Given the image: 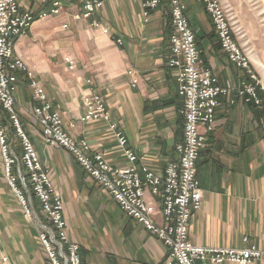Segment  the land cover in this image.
<instances>
[{"label":"crops","instance_id":"crops-1","mask_svg":"<svg viewBox=\"0 0 264 264\" xmlns=\"http://www.w3.org/2000/svg\"><path fill=\"white\" fill-rule=\"evenodd\" d=\"M15 1L21 11L34 15L48 12L52 2ZM82 1L71 0L60 16L36 21L14 41V55L33 72L53 109L61 114L65 133L77 141L85 139L90 155L102 154L112 167L127 165L109 123L81 121L82 97L89 93L87 80L103 98L110 123L126 138L125 149L136 155L137 164L162 174L175 158L174 147L183 134V100L177 94L176 71L166 66L171 29L168 4L161 2L148 23L142 20L139 0L105 2L91 19L73 21L71 15ZM183 2L200 67L210 69L223 87L233 88L247 80L246 73L229 64L220 51L201 0ZM93 20L109 35L92 27ZM65 57L75 62V71L67 70ZM250 59L263 73L259 65L264 56L256 52ZM15 98L23 130L61 197L68 240L79 245L81 264H165L168 250L161 241L123 215L72 155L42 142L26 114L36 102L23 73L17 75ZM229 99L219 98L214 126L200 130L205 144L196 159V178L202 207L190 219L188 237L199 246L237 249L244 247L246 238L261 252L250 264H264V109L240 101L230 105ZM1 116L0 125L15 151L16 138ZM145 200L153 221L162 224L159 200L148 193ZM35 208L39 211L38 202ZM37 234V223L23 217L7 187L0 155V240L12 264H50Z\"/></svg>","mask_w":264,"mask_h":264},{"label":"built area","instance_id":"built-area-1","mask_svg":"<svg viewBox=\"0 0 264 264\" xmlns=\"http://www.w3.org/2000/svg\"><path fill=\"white\" fill-rule=\"evenodd\" d=\"M70 1L52 0L48 12L34 15L21 11L15 0H0V107L9 115L22 141V154L17 157L0 126L3 177L23 217L37 223V237L49 263L81 264L79 245L68 240L61 197L52 186L48 167L40 161L21 129L15 98L18 73L25 74L36 102V106L26 114L37 128L42 142L72 155L81 170L116 203L123 215L161 241L168 250L165 264H250L259 259L261 252L254 245H249L246 238L243 239L244 247L237 249L199 246L192 244L188 237L190 219L202 207V191L196 178V159L205 144V135L200 130L214 126L220 97H229L230 105L240 101L264 109V98L260 96L264 94V83L253 71L249 53L234 38L238 31L232 24L227 6L222 0H201L220 51L229 64L247 75V80L233 88L221 86L210 69L200 67L199 51L186 17V6L183 0H167L171 29L166 66L176 71L177 94L183 100V134L182 140L174 147L175 158L166 165L162 174H158L145 165L137 164L136 155L125 149L126 138L110 123L107 106L103 98L93 92L90 80L85 82L89 93L82 97L84 114L81 121L110 124L119 147L124 150L125 167H112L100 153L90 155V146L85 139L77 141L65 133L61 114L53 109L33 72L14 55L16 39L25 36L36 21L60 16ZM113 1L116 0H83L71 19L89 20L99 13L105 2ZM139 1L142 20L148 23L151 12L161 5L162 0ZM91 25L100 29L103 35H109V31L96 20ZM116 43L120 45L121 41L118 39ZM63 61L69 72L75 71L76 64L70 57ZM128 75L134 77L132 71ZM135 83L133 79L132 84ZM146 193L160 202L163 219L160 225L151 218ZM33 200L40 206L38 212ZM0 264H12L2 250L1 240Z\"/></svg>","mask_w":264,"mask_h":264},{"label":"rangeland","instance_id":"rangeland-1","mask_svg":"<svg viewBox=\"0 0 264 264\" xmlns=\"http://www.w3.org/2000/svg\"><path fill=\"white\" fill-rule=\"evenodd\" d=\"M166 1L167 0H163ZM232 17V24L238 31L234 36L243 50L249 53V57L257 52L258 56H264V0H224ZM168 4V3H167ZM169 8V7H168ZM168 14L170 12L168 9ZM251 47H253L251 49ZM71 48V45H68ZM251 60V59H250ZM253 65V62L251 60ZM263 67V68H262ZM259 68L264 69V62ZM259 81L264 83V71L260 74L254 68ZM18 115V114H17ZM19 118V117H18Z\"/></svg>","mask_w":264,"mask_h":264},{"label":"trees","instance_id":"trees-1","mask_svg":"<svg viewBox=\"0 0 264 264\" xmlns=\"http://www.w3.org/2000/svg\"><path fill=\"white\" fill-rule=\"evenodd\" d=\"M162 2H163V0H162ZM1 108V107H0ZM2 109V108H1ZM1 114H2V116H4L3 118L6 120V121H8V123H9V126H10V135L12 136V137H15L16 138V143H17V147H18V149L17 150H15V151H13L14 152V154L17 156V157H20V155L22 154V141H21V138L17 135V132H16V129H15V127H14V125H13V122L11 121V119L9 118V115H7L3 110H2V112H0V116H1ZM1 116V117H2ZM1 120V119H0ZM19 123H20V119H19ZM1 126V125H0ZM20 126H21V129H22V131L24 132V130H23V127H22V125H21V123H20ZM4 130V129H3ZM5 131V130H4ZM5 133H6V131H5ZM25 133V132H24ZM26 135V134H25ZM6 136H7V133H6ZM7 141H8V138H7ZM8 143H9V141H8ZM10 144V143H9ZM11 145V144H10ZM11 149H12V145H11ZM14 172H16V169L14 168V170H13ZM26 181H27V179H25ZM28 185V184H27ZM28 187L30 188V186L28 185ZM34 201V205L36 206V203H37V201L36 200H33ZM38 212V211H37Z\"/></svg>","mask_w":264,"mask_h":264}]
</instances>
